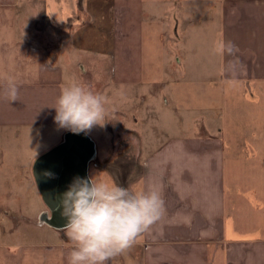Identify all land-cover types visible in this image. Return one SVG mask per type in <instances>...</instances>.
Instances as JSON below:
<instances>
[{
    "label": "crops",
    "instance_id": "0c3cea01",
    "mask_svg": "<svg viewBox=\"0 0 264 264\" xmlns=\"http://www.w3.org/2000/svg\"><path fill=\"white\" fill-rule=\"evenodd\" d=\"M86 1L81 18L76 20L78 4L74 12L69 0H44L43 12L54 30L49 34L44 23L39 27L41 18H36L29 0H0V137H9L14 131L19 143L27 131L58 128L54 117L61 87H89L92 81L83 78H90L93 71H109L114 83L141 89L142 101L139 99L137 107L143 112L138 150L132 143L131 150L121 148L115 155L128 157L131 151L136 160L130 165L118 161L114 171H107L110 178L116 175L117 181H123H118L120 186L132 192L155 190L163 208L158 221L104 264H264V227L249 226L254 219L247 211L242 212V194L236 183L226 188L227 161L232 155L227 156L223 127L218 124L230 114L226 98L244 101L253 84H264V0H109L113 1L111 9L116 17L110 47L103 40L80 37L82 41H76V35L60 41L59 31L82 28L84 12L91 17V25L85 30L95 27L92 14H107V6L96 7L105 4L104 0H91L88 6ZM38 28L41 33L36 31ZM213 31L218 41L215 36L204 39L212 37ZM198 32L202 37L197 36ZM91 41H101L100 46L92 48ZM170 44L175 52L169 50ZM195 62L207 63L196 66V72H203L210 84H235L234 89L223 88L224 104L203 108L205 117L218 111L215 125L196 136H189L177 126L166 134L162 129L148 134V122L156 111H179L177 92L163 79L193 72ZM82 69L86 71L81 77ZM13 86L14 100L7 94ZM217 97L215 93L204 106ZM238 127L244 130L242 124ZM263 135L245 129L237 138L248 141L249 158L264 151ZM251 138L256 147L249 143ZM34 161L13 163L5 169L0 158V205L7 201L3 198L7 185L17 179L14 174H22L26 182L23 191L32 183L37 188L34 177L31 182L28 175L33 174ZM248 168L253 170L251 162ZM25 197L23 192L15 196L18 208L12 212L2 213L4 209H0V223L22 221ZM247 205L245 201V208ZM1 227L0 264H68L73 245L62 231L47 226L52 231L38 236L18 232V227L13 233Z\"/></svg>",
    "mask_w": 264,
    "mask_h": 264
},
{
    "label": "rangeland",
    "instance_id": "374dc122",
    "mask_svg": "<svg viewBox=\"0 0 264 264\" xmlns=\"http://www.w3.org/2000/svg\"><path fill=\"white\" fill-rule=\"evenodd\" d=\"M69 1L73 6L72 9L74 12L76 5L78 4L77 11L75 12V15H77L75 19L79 20L82 15L81 13L83 12V0ZM104 1L106 2L105 4L96 5V7L107 6L108 12L107 14H92L95 18V27H91V29L88 28L87 30L84 29L91 25V17L88 13L84 12L85 18L83 22L80 23V27H82L81 29L78 30V28H76L66 32H58L55 30V32H58L57 37L60 41L71 40V38L76 35V41H82L80 37L85 39L103 40L102 43L106 42L110 47L114 38L116 17L113 13V9H111V6L113 8V1ZM90 2L91 0H87L85 4L88 6L91 4ZM29 4L34 5L36 18H41L39 27L44 23L49 28V34H51V31L54 32L49 19L43 12L44 0H29ZM203 16L206 17V15ZM197 20L199 21L200 18ZM75 25L77 24L71 26ZM205 26L206 23L203 24V27ZM36 31L40 33L42 32L40 28L36 29ZM200 34L201 32H198L197 36L202 37ZM209 34H211V31L208 35ZM213 34L212 37L205 36L204 39L210 40L215 36V39L218 41V34H215V31H213ZM91 42L90 46L95 48V46H100L101 41ZM157 43H159V41ZM168 48L171 52H175L176 50L172 44H170ZM163 54V51L159 52V55L162 57ZM173 64L176 66L175 61ZM193 64V72H186L185 76H179L177 78L163 79L164 83L168 82V85L174 87V90L177 92V102L179 105L176 104V106L179 111L174 108H167L166 111H164V109L163 111H156L154 115L155 117L148 122V134L155 133V130H158L157 132H159L161 131L160 129L166 134L169 133L172 128L177 126L179 128L183 127L189 136H196L205 132L207 126L209 128L211 125H215V116L218 111L213 112L214 115L212 117H205L204 114L206 112L203 108L212 106L220 107L222 103L224 104L223 99L221 103L223 88L225 90H229L230 88L234 89L235 84L217 83V86H215V83L214 85L210 84L211 81L207 80L203 72H196V66L203 67L207 65V63L195 62ZM82 70V72L79 71V76L84 75V72L86 71V69ZM84 79H87L89 82L92 81V86H89V88L93 92L99 93L105 97L106 108L105 118L101 121L102 125H95L91 130L86 132L94 140L97 146V158L91 164L90 176L97 182H104L109 185H120L123 181L118 180L119 183L116 180V175H113V179L110 178L109 171L107 170L114 171L113 166H115L118 161H128V163L125 164L130 165L132 161L136 160L135 157H132L133 154L131 151L128 154L130 157L125 156L122 158L121 156L115 157V155L121 148L131 150L130 147L132 146V143L138 150L139 145L137 137L142 134L141 119L143 109L140 107L138 109L137 105L139 104V99L142 101V91L140 88L134 87L133 85L120 86L119 84L114 83L109 71L108 73L104 72V74H102L101 71H93L90 78H83V80ZM148 79H150V77ZM156 82H159V78ZM242 87H245V84ZM252 88L253 89L247 93V98L245 96L246 100L244 101L243 98L238 100L231 97L226 98V104L229 106L230 114L228 113L227 116L225 115L224 120H221L222 122L218 124L221 125L220 128L223 127V145L225 146L227 156L229 154L232 155L231 160L228 159L227 161L226 188L229 189L234 183H236V188L242 194V212L246 213L247 211L248 215L251 214V219H254L249 226L259 228L260 226L264 227V151L261 150L256 158H249L248 156L251 153V148L248 141H239L237 139L245 129L248 131L258 130L264 134V92L262 94L260 93L261 91H264V84H253ZM215 93L218 94L219 97H217L213 103H210L209 106H204L209 104L208 102L213 98ZM248 100L255 103H250ZM226 124L228 125V128L225 127ZM238 124H242L244 130L239 128ZM60 129L61 128L58 127L50 130L27 131L25 135L22 134L19 143L15 139L14 131L12 133L10 132L9 137H7V135H4L5 137H0V158H2L3 161L2 166L6 169V165L9 166L13 163L15 164L19 162L22 165H25L30 159H35L36 161L41 155L57 146L62 141V136L66 132H69V130L63 129L65 132L62 134ZM134 133H137V136H135ZM262 139L264 140V135L262 136ZM249 143L255 147L258 145L252 138L249 140ZM102 156H106V161H111H103L104 159ZM117 158L118 160L116 161ZM250 162L253 169L251 171L250 168H248L250 167ZM16 175L17 179L12 180L5 189L7 190V195H3V198H6L7 201H5L6 203H3V205H0V209H4L2 213L8 212L9 210L12 212L17 209L18 203L16 202L18 200L15 196L20 197L23 192L26 196V200H23L21 206L22 221L15 222L9 220L7 223H0V225L3 226L1 227V230L6 231V229H11L9 232L13 233L12 230L18 227V232L28 235L34 233L38 236L43 233L51 232L52 230L46 225L43 227L38 226L41 225L39 220L40 215L48 211L45 203H42L38 188L32 183L28 184L23 191L22 189L25 187L26 182L21 173L14 174L15 177ZM28 175L29 181L32 182V180H34L33 174L29 172ZM6 176L10 175L6 174ZM245 201L248 203L246 208L244 206ZM14 204H16V206ZM23 210L25 214L23 213ZM36 210L37 212L35 213ZM12 217L15 218V216ZM12 217H10V219ZM61 233L63 234V232Z\"/></svg>",
    "mask_w": 264,
    "mask_h": 264
},
{
    "label": "clouds",
    "instance_id": "9594fccd",
    "mask_svg": "<svg viewBox=\"0 0 264 264\" xmlns=\"http://www.w3.org/2000/svg\"><path fill=\"white\" fill-rule=\"evenodd\" d=\"M16 97L15 87L7 93ZM54 122L75 134L102 125L105 97L80 84L62 86ZM45 177L54 178L45 172ZM163 201L155 190L132 192L117 184L76 177L56 198L65 221L59 229L73 245L68 264H104L127 249L138 235L160 219Z\"/></svg>",
    "mask_w": 264,
    "mask_h": 264
},
{
    "label": "water",
    "instance_id": "95a60500",
    "mask_svg": "<svg viewBox=\"0 0 264 264\" xmlns=\"http://www.w3.org/2000/svg\"><path fill=\"white\" fill-rule=\"evenodd\" d=\"M97 158V146L86 133L71 131L64 135L63 141L41 155L34 163L33 177L43 202L48 208L40 215V224L57 231L65 222L56 211V198L67 191L76 177L89 178L91 164ZM45 172L54 178L45 177Z\"/></svg>",
    "mask_w": 264,
    "mask_h": 264
}]
</instances>
